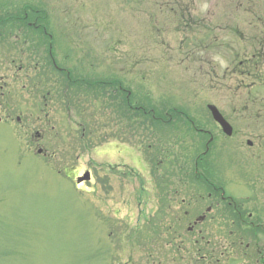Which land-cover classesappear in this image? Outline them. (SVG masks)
Wrapping results in <instances>:
<instances>
[{"label": "rangeland", "instance_id": "1", "mask_svg": "<svg viewBox=\"0 0 264 264\" xmlns=\"http://www.w3.org/2000/svg\"><path fill=\"white\" fill-rule=\"evenodd\" d=\"M30 4L44 10L49 38L6 19ZM4 18L0 66L23 67L8 77L4 105L22 112L26 135L0 131V151L10 150L0 154V264H264V235L234 243L221 206L203 224L201 250L198 231L166 227L167 209L202 214L210 203L182 174L204 138L186 116L220 133L208 104L233 127L217 143L222 183L264 223V0H0ZM51 51L74 75L121 79L134 110L155 108L163 130L123 111L126 92L110 83L89 95L46 81ZM9 135L26 144L21 168Z\"/></svg>", "mask_w": 264, "mask_h": 264}, {"label": "trees", "instance_id": "2", "mask_svg": "<svg viewBox=\"0 0 264 264\" xmlns=\"http://www.w3.org/2000/svg\"><path fill=\"white\" fill-rule=\"evenodd\" d=\"M30 14L33 16H37L36 18L41 17L44 24L46 25V22L44 21L45 12L41 8V6H38V5L34 6V5L30 4L28 10L25 9V11L23 12V14L21 16H27V18L30 19L31 17H33V16H30ZM9 27H13V25L11 24ZM14 27L16 29V26H14ZM12 29H14V28H12ZM67 52H69V51H67ZM64 56L68 57V53ZM69 56H70V54H69ZM49 57L52 58V55L48 56V58ZM50 58L46 59L45 63L47 64V67H50L52 75L46 76V81H49L50 77H53L54 79H56L57 82L60 83V88L67 89V90L72 89L73 91L75 90V92H78V91L81 92L82 91V92L88 93L89 95L90 94L95 95V93L97 91L102 93L101 91H103L106 87V86H104V84L110 83V85H113L114 89L117 90L118 92L119 91L122 93L126 92L125 99L123 100V103H122L123 111H127L128 115L130 117L134 116V117L139 118L140 116H142L143 119H147L148 122L151 123L152 127H153V123L156 122V123H158L157 125H159V127H157V129H159V131L163 130L162 129L163 123L158 119V117L157 116L152 117V115H154L152 113V111L155 112L156 111L155 108L153 110H148V109H146V107H149V106H147V105L145 106L143 103H139V101H137L139 105L137 106V110H136V107L134 110V107H132V105H131L132 104V98H131V96H129V93L131 90L126 89V86L121 79L115 78V77H112L108 80H101V79L98 80V79H92V78L86 79L85 78L86 76L81 77V76L74 75L73 69H67L66 67H64L63 66L64 62L63 63L59 62L57 60V57H55V54L53 57L54 62L52 60L50 62L49 61ZM59 68H61V70ZM43 75H45V73H43ZM205 144H206V140H204V138H203L202 144H201L203 151H201L196 157L198 160V163L196 164L194 161L193 172H190V170H182L183 171L182 174H184L186 176L185 179H187V181L190 182V187H192L193 192L197 191L201 197L203 195H207L209 192V189H211V188L209 185L206 184L207 182L204 181V179L199 176L200 174L198 173V168L200 169V167L203 166V165H201L202 160L207 161L208 157H210V161L213 160L215 162V159H216L214 153H212L211 150H209V152H206V155L204 156L203 153L205 152V148H206ZM207 146L213 147V142L208 143ZM209 164H210V162H209ZM210 168L211 167L203 166V170L205 171L206 175H208V176H204V178L208 182L211 180V177H212V174L210 173ZM190 173H192L191 176H190ZM183 178H184V176H183ZM226 207H228L229 210L228 209H222V212L220 210L218 212L220 214L224 215V217L228 219L229 224H227V226L231 224L230 226L232 228L230 229L229 235H231V237L234 239V243H237L236 241L238 239L244 240L246 238V236H251L254 240H256V238L258 237L259 234L264 235V223L260 224V223H256V222L252 221V219H250L249 216L246 214V210L243 207H240V206L235 207L236 210L233 209L229 205H226ZM190 212H191V215L197 214L196 211L190 210ZM189 216L190 215H188V217ZM188 217L187 216L175 217V222L177 225L181 226L182 224L185 223V221L187 220ZM214 219H215V215L209 214L208 217L205 219V221H203L201 223L202 228H203V224L206 225V224H208L207 222L209 220H214ZM171 221L173 222V218H171ZM217 224L218 223H216V225ZM260 230H262V231H260ZM187 233H189V232L187 231ZM204 239H205V244L209 245L210 240H206L205 232L202 231V233L198 235L196 245H197V243L203 241ZM194 240H196V238H194ZM197 247H199V245ZM200 250H201V248H200ZM212 252H208L207 255H211Z\"/></svg>", "mask_w": 264, "mask_h": 264}, {"label": "flooded vegetation", "instance_id": "3", "mask_svg": "<svg viewBox=\"0 0 264 264\" xmlns=\"http://www.w3.org/2000/svg\"><path fill=\"white\" fill-rule=\"evenodd\" d=\"M6 19L7 20L15 19V20H18L20 24H22V20L25 21L26 17H15V18L7 17ZM6 19L5 18L1 19L0 22L3 23V22H5ZM23 27H25V26H23ZM22 71H23V67H21V66H15V65H1L0 66V131H3L5 133L9 132L10 135H14L13 133L16 132L17 134H19V136L22 135V137H25V135H26V118H24L22 112H20V111L19 112H12L11 111L12 113L7 112V108L4 105L7 103H5L4 100H8L7 98H9V97H7V95L5 94V92L3 90L5 88H7L6 84H7V82H9L8 77L9 76H22V74H23ZM19 83H21V82L19 81ZM22 86H24V84ZM10 100H9V102H14V100H16L15 96L12 97V99H10ZM219 131H220V129H218V133H219ZM219 134L213 135V133L208 131V136H209L208 142L216 141L214 146H213L214 148L212 147L213 153H214L216 159H215V162L212 161V165H211V167H212V172H211L212 183H214L215 186H212L213 191L210 192L208 194V196L215 201L216 205L223 203V201H225L227 197H230L228 195V190H227L225 183H222L224 181L223 175H222L223 174V167H221L219 165V162H220V157L223 153L224 147H220L217 144L218 141L220 140ZM10 135H9V137H10L9 140H11V144H8V145L12 149L11 152H12V157H13V160L10 162H13L17 166V168H21V165L23 163H25L24 159L26 157V144H25V142L23 145L15 144L13 142L15 140L12 139ZM36 135H37V137L41 136L39 131L36 133ZM3 151H4L3 154L10 152L9 149L4 147L3 150L0 151V154ZM204 163H205V161L203 162V160H202L201 164H204ZM205 164L207 166L210 165L209 162H206ZM200 176L203 177L202 175H200ZM227 204L230 205L231 203L229 202ZM224 205H225V203H223V206ZM233 205L235 206V203H233ZM188 214H189L188 211H186V210L183 211V216H187ZM193 229H194V227H192V230Z\"/></svg>", "mask_w": 264, "mask_h": 264}, {"label": "water", "instance_id": "4", "mask_svg": "<svg viewBox=\"0 0 264 264\" xmlns=\"http://www.w3.org/2000/svg\"><path fill=\"white\" fill-rule=\"evenodd\" d=\"M209 109L212 112L213 118L216 122L219 123V125L221 126L222 130L227 134V135H231L232 134V126L224 119V117L222 116V114L220 113V111L213 105H209ZM88 180L89 179V174H85V176L80 177L78 179V181H82V180Z\"/></svg>", "mask_w": 264, "mask_h": 264}]
</instances>
